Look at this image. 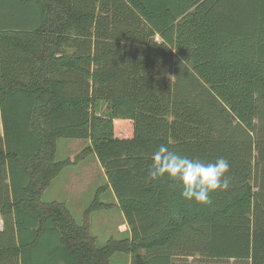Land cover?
<instances>
[{"label":"trees","instance_id":"1","mask_svg":"<svg viewBox=\"0 0 264 264\" xmlns=\"http://www.w3.org/2000/svg\"><path fill=\"white\" fill-rule=\"evenodd\" d=\"M0 122V264H264V0H0ZM62 138L87 141L122 238L96 245L100 204L77 224L41 200ZM162 143L225 158L229 188L149 181Z\"/></svg>","mask_w":264,"mask_h":264},{"label":"rangeland","instance_id":"2","mask_svg":"<svg viewBox=\"0 0 264 264\" xmlns=\"http://www.w3.org/2000/svg\"><path fill=\"white\" fill-rule=\"evenodd\" d=\"M87 145L85 140L59 139L57 141L56 161L69 160L73 164L64 168L52 181L47 190L43 193L41 200L45 203L57 202L64 205L77 224H84V211L90 208L96 198V190L102 188L97 196L96 204L103 202L113 203V209H102V211L90 213L87 224L91 235L95 238L98 247L103 246L109 239H120L127 232L124 231L123 216L118 207L115 206V197L108 189L107 181L102 168L95 155L81 157V151ZM79 190V191H77ZM0 219V229H1ZM128 256L114 255L110 264H117L120 261L128 262Z\"/></svg>","mask_w":264,"mask_h":264},{"label":"clouds","instance_id":"3","mask_svg":"<svg viewBox=\"0 0 264 264\" xmlns=\"http://www.w3.org/2000/svg\"><path fill=\"white\" fill-rule=\"evenodd\" d=\"M150 160L147 179L179 182L182 199L190 203L211 204L212 193L226 191L230 186V165L223 157L204 162L172 151L162 143L151 153Z\"/></svg>","mask_w":264,"mask_h":264},{"label":"crops","instance_id":"4","mask_svg":"<svg viewBox=\"0 0 264 264\" xmlns=\"http://www.w3.org/2000/svg\"><path fill=\"white\" fill-rule=\"evenodd\" d=\"M2 136V127H1V122H0V137ZM109 189V188H108ZM101 190H102V188H100V189H98V190H96V198L94 199V201L91 203V206H93V204H96V199H97V196H99L100 194L99 193H101ZM77 191H79V190H77ZM116 201V200H115ZM97 204H100L101 205V207H96L95 209H94V211L95 212H98V211H102V209H105V207H107L108 209H113V203H110L109 204V206H107L108 204H106V203H103V202H98ZM63 205H66L65 203L63 204ZM105 206V207H104ZM115 206L117 207V203L115 202ZM67 209V208H66ZM88 209V208H87ZM86 209V210H87ZM68 210V209H67ZM86 210L84 211V214H85V212H86ZM68 212H69V210H68ZM69 214H70V212H69ZM84 214H83V219H84ZM122 214V213H121ZM90 216L91 215H89V225H90V227H91V222H90ZM123 220H124V218H123ZM82 224V223H81ZM123 225L125 226L124 227V231L126 230V231H128V228H127V225L125 224V221H123ZM1 227H2V223H1ZM128 258V262H123V261H121V263H124V264H130V258L129 257H127ZM188 260V263H191V261H192V258H188L187 259ZM178 264V263H177ZM200 264H204V263H200Z\"/></svg>","mask_w":264,"mask_h":264}]
</instances>
